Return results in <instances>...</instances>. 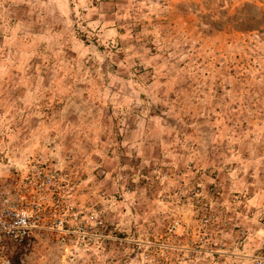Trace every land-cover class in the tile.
I'll return each mask as SVG.
<instances>
[{
	"label": "rangeland",
	"instance_id": "rangeland-1",
	"mask_svg": "<svg viewBox=\"0 0 264 264\" xmlns=\"http://www.w3.org/2000/svg\"><path fill=\"white\" fill-rule=\"evenodd\" d=\"M39 165L93 239L15 264H258L264 0H0V181Z\"/></svg>",
	"mask_w": 264,
	"mask_h": 264
},
{
	"label": "built area",
	"instance_id": "built-area-1",
	"mask_svg": "<svg viewBox=\"0 0 264 264\" xmlns=\"http://www.w3.org/2000/svg\"><path fill=\"white\" fill-rule=\"evenodd\" d=\"M74 188L69 172L45 165L16 170L0 181V264H15L14 252H28L37 240L66 246L81 230L93 239L84 226L78 230L69 226L68 214L76 215L70 200ZM95 225L104 224L97 220ZM258 264H264V259Z\"/></svg>",
	"mask_w": 264,
	"mask_h": 264
}]
</instances>
